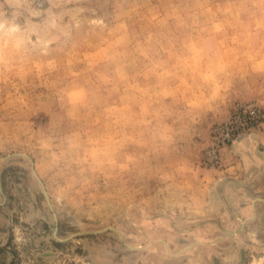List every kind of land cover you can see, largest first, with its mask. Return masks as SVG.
I'll use <instances>...</instances> for the list:
<instances>
[{
	"label": "rangeland",
	"instance_id": "obj_1",
	"mask_svg": "<svg viewBox=\"0 0 264 264\" xmlns=\"http://www.w3.org/2000/svg\"><path fill=\"white\" fill-rule=\"evenodd\" d=\"M0 264H264V0H0Z\"/></svg>",
	"mask_w": 264,
	"mask_h": 264
}]
</instances>
